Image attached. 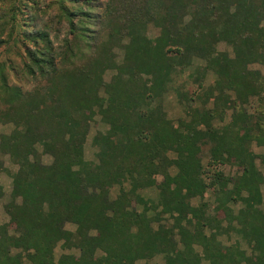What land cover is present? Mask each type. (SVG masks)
I'll use <instances>...</instances> for the list:
<instances>
[{"label":"trees","instance_id":"16d2710c","mask_svg":"<svg viewBox=\"0 0 264 264\" xmlns=\"http://www.w3.org/2000/svg\"><path fill=\"white\" fill-rule=\"evenodd\" d=\"M0 3V50L21 62L0 57V124L12 126L0 157L17 166L0 264H264V153L251 150L264 148V75L250 69L264 66V0ZM61 31L56 44L51 34ZM194 59L204 65L185 77ZM168 93L184 115L176 125L163 106ZM96 115L108 129L93 137V164L84 144ZM150 187L158 202L140 194ZM230 233L249 253L221 242ZM59 244L78 255L55 261Z\"/></svg>","mask_w":264,"mask_h":264},{"label":"rangeland","instance_id":"374dc122","mask_svg":"<svg viewBox=\"0 0 264 264\" xmlns=\"http://www.w3.org/2000/svg\"><path fill=\"white\" fill-rule=\"evenodd\" d=\"M44 1H45V3H49V1H51V0H44ZM92 1H93V4L95 6H102V4L106 0H92ZM0 8H3V3H0ZM53 8H54V6H53ZM147 34L150 37H154L158 34V30H156L154 28H149V30L147 31ZM63 37H64V31H61V33L57 34V35L51 34V38L56 44H59V41ZM13 50H15L19 53H23V49L22 48L19 49V47H17L16 49H13ZM218 50L219 51H227L228 53L232 54L231 49L229 47H227L224 43H219ZM114 54H115L116 62L120 63L122 60V57H123V51L120 49H115ZM0 57L1 58L10 57L14 61V64H17V65H18V63H21L20 58L18 56H16L15 54H11V53L7 54L3 48L0 50ZM202 65H204L203 61H201L199 59H194L192 62V65L186 70L187 72L185 73V77L188 73H191L196 66H202ZM250 69L258 71L262 75H264V66H261L258 64H253L250 66ZM112 75H113L112 71H107L104 75V80L108 82ZM213 80H214V75L209 73L206 76L204 84L206 86L210 85L213 83ZM11 81H12V83H16L19 85H21V84L23 85V83H24V81H20V79H15L13 76H11ZM29 87H30V84H28V86H24V88H29ZM162 102H163L164 109L167 113V116L169 117V119H171V121L174 123V125H176L177 120L179 118H183L184 115L182 112V108L178 104V101H177L175 95L173 93L166 94L164 96ZM252 110L253 109H249L250 112H252ZM230 113H231V111L229 110L227 112V118H226L225 122L228 121ZM215 124L220 125L219 122H216ZM107 129H108V126L102 121L101 117L99 115H96L94 120L90 124V128L88 130L86 141L84 144V159L86 161L92 162L93 164L97 163V157H96L97 149L92 144L93 137L99 132L105 133ZM11 130H12L11 125L0 124V135L1 134H9ZM36 149L39 153H41L42 147L39 144L36 145ZM251 150L256 154L264 153V148L258 147L256 145H252ZM168 156L170 158L175 157V155L173 153H169ZM201 159H202L203 165L206 166L207 161H208V148L207 147H205L203 149V152L201 154ZM0 160H1L2 166L4 168L3 171L0 172V187L2 188V192H3V195L0 198V225H2L4 223L8 222V216L4 211V206H5V204H7L10 201V192H11V188H12V178L11 177H12V174L16 171L17 166L14 165L10 161L9 157L6 155L1 156ZM42 162L45 165H49L52 162V158L49 155H43L42 156ZM257 165L260 167L259 161H257ZM220 168L223 171V173L227 176H232V175H235V173H236V168L230 167L227 164L221 166ZM261 170L264 172V170L262 168H261ZM170 172H171V174H175L176 169L170 168ZM160 181H161V177L158 176L157 182H160ZM118 194H119V187L118 186L111 187L109 197L111 199H116ZM140 194L143 196L144 199H148V200H151L153 202H158V189L156 187H150V188L144 189L140 192ZM203 199L210 204L213 202V200L211 198H209L208 195H205V197ZM200 202H201V200L196 199V198L191 200V204L194 206L198 205ZM211 206H213V205H211ZM232 207L234 208V210H237L240 208V204H238V203L233 204ZM136 209H137V211H141L143 209V207L141 205L137 204ZM261 209L264 212V203L261 206ZM65 229H67L69 231H74L75 226L67 223L65 225ZM219 239L225 245H230V244L234 243L235 241H238V242H240L241 248L244 249L247 253H249V247L235 233L224 234V235L220 236ZM197 251H200V249L197 248ZM61 254H73V255L77 256L78 251H76L75 249H72V250L63 249L61 247V245L59 244L54 250L55 261H57V259L59 258V256ZM154 263L162 264L163 263L162 258L157 257L154 260L149 262V264H154Z\"/></svg>","mask_w":264,"mask_h":264}]
</instances>
